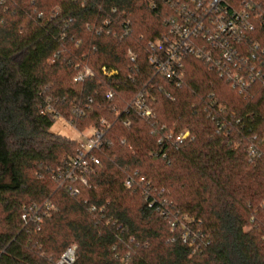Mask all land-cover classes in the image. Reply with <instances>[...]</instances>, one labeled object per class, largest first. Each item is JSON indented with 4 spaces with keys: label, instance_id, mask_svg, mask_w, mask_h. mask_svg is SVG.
Instances as JSON below:
<instances>
[{
    "label": "trees",
    "instance_id": "1",
    "mask_svg": "<svg viewBox=\"0 0 264 264\" xmlns=\"http://www.w3.org/2000/svg\"><path fill=\"white\" fill-rule=\"evenodd\" d=\"M173 12L163 0H0V264H56L73 244L71 264H264V89L245 98L191 58L181 87L154 75L145 43ZM106 19L115 36L97 32ZM77 63L93 74L73 82ZM103 65L118 73L106 78ZM141 89L154 121L122 113ZM85 104L78 131L110 123L100 164L88 184L58 187L78 144L50 130L53 113L69 119ZM183 130L181 143L164 138ZM45 200L54 209L40 228L25 226L22 206ZM171 211L187 225H168Z\"/></svg>",
    "mask_w": 264,
    "mask_h": 264
},
{
    "label": "built area",
    "instance_id": "2",
    "mask_svg": "<svg viewBox=\"0 0 264 264\" xmlns=\"http://www.w3.org/2000/svg\"><path fill=\"white\" fill-rule=\"evenodd\" d=\"M163 1L174 11L165 20L168 31L164 36L149 39L145 43L147 62L153 69L154 75L173 82L176 87H181L185 77V61L191 58L203 62L231 89L245 98L252 97L253 91L257 88L264 89V47L257 34L258 27L264 28V9L261 3L257 0ZM151 6L154 7L155 3L152 2ZM111 23V19L104 20L97 32L106 30L107 34L112 33L115 36L116 31L110 29ZM121 26L122 31L118 35L119 41L123 40L130 32L129 21H124ZM128 57L132 62L136 61V54L132 50H128ZM74 67L77 69V73L73 77V82H79L93 74L92 70L84 64L77 63ZM101 72L106 78H111L118 73L117 69L106 65L101 67ZM146 95L148 94L144 89L139 90L125 105L122 113L125 115L136 114L147 121L156 120L155 110L146 104ZM112 96V91L105 94L107 99ZM167 97L172 99L169 94ZM88 108V104L83 107L75 105L69 119L55 113H53V117L55 120L62 118L73 125V118L84 114ZM45 110L51 112L52 108L47 104ZM208 115L212 121L215 120V115L211 113ZM123 124L129 127L130 119L126 117ZM109 127V121L100 118L97 126L90 125L79 131L82 139L76 140L77 152L65 159L58 187L67 181L80 184L89 183L96 166L100 164L96 152L101 149L104 134ZM88 130L90 133L87 134ZM164 136L166 139H173L175 143H181L184 138L189 136V131H180L175 136L168 132ZM164 138L160 137L158 143H162ZM248 149L250 153L254 152L252 145ZM132 184V177L125 180L124 185L127 188H130ZM77 192L76 188L72 190V194ZM52 209L54 206L48 200L41 204H24L21 220L25 226L34 225L38 230L43 218L49 215ZM171 224L175 226L174 223ZM187 231L183 232L182 240L192 245L193 240H188L189 233ZM75 251L74 244L67 247L56 260V264H71L75 259Z\"/></svg>",
    "mask_w": 264,
    "mask_h": 264
},
{
    "label": "rangeland",
    "instance_id": "3",
    "mask_svg": "<svg viewBox=\"0 0 264 264\" xmlns=\"http://www.w3.org/2000/svg\"><path fill=\"white\" fill-rule=\"evenodd\" d=\"M50 130L54 133L65 135V136L70 137V138L75 139V140H81L82 139L80 132L78 130H76L73 125H71L70 123H67L62 118L56 119L55 122L53 123V125L51 126ZM86 133L88 134V133H90V131L88 130V132H86ZM167 201H165V208H168V205H169ZM168 211H170V210H168ZM173 212L174 211H171L169 213V217L167 219L168 225H172L171 224L172 221L178 220L179 221L178 228L186 226L187 221L189 220V217L186 214H182L179 212L173 213Z\"/></svg>",
    "mask_w": 264,
    "mask_h": 264
}]
</instances>
